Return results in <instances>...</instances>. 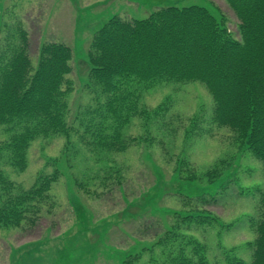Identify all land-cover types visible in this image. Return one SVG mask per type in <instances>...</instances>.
I'll use <instances>...</instances> for the list:
<instances>
[{
  "label": "rangeland",
  "instance_id": "rangeland-1",
  "mask_svg": "<svg viewBox=\"0 0 264 264\" xmlns=\"http://www.w3.org/2000/svg\"><path fill=\"white\" fill-rule=\"evenodd\" d=\"M190 4L218 10L240 37V21L226 0H0V38L3 22L20 21L33 66L42 42L68 45L74 84L67 95L70 134L32 141L23 171L3 166L23 189L41 173L57 171L58 177L34 226L0 228V264H121L138 255L133 264H162L176 243L157 241L177 222L175 211L191 209L187 200L221 223L179 225L205 244L210 263L223 264L227 253L251 262L256 233L248 218L258 217L264 167L233 131L210 122L213 99L202 82H161L137 97L128 88L143 115L120 128L124 150L100 149L92 135V117L103 102L85 87L94 32L114 15L139 19ZM6 137L0 125V141Z\"/></svg>",
  "mask_w": 264,
  "mask_h": 264
},
{
  "label": "trees",
  "instance_id": "trees-1",
  "mask_svg": "<svg viewBox=\"0 0 264 264\" xmlns=\"http://www.w3.org/2000/svg\"><path fill=\"white\" fill-rule=\"evenodd\" d=\"M226 1L240 21L238 38L218 10L197 4L160 7L139 19L114 15L94 32L84 62L89 68L85 87L103 101L92 117L98 148L124 150L128 143L120 128L143 115L128 88L137 97L161 82L197 80L213 99L210 122L233 131L264 167V0ZM2 28L0 125L7 137L0 141V228L34 226L41 206L51 199L57 171L39 174L31 188L23 189L3 166L23 171L32 141L70 134L67 95L74 86L69 77L73 53L64 43L42 42L33 66L21 22H3ZM185 202L191 209L175 211L177 222L157 241L163 246L169 240L171 246L176 243L162 264H212L205 244L185 235L179 225L221 223ZM256 204L258 217L248 218L256 233L250 242L251 262L227 253L223 264H264V188L258 190ZM137 257L121 264H133Z\"/></svg>",
  "mask_w": 264,
  "mask_h": 264
}]
</instances>
